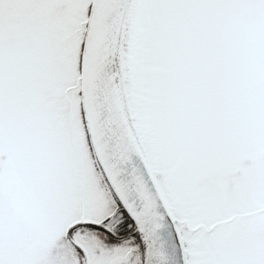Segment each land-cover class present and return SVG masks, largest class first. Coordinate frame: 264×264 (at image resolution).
<instances>
[{
	"label": "snow or ice",
	"instance_id": "obj_1",
	"mask_svg": "<svg viewBox=\"0 0 264 264\" xmlns=\"http://www.w3.org/2000/svg\"><path fill=\"white\" fill-rule=\"evenodd\" d=\"M0 264H264V0H0Z\"/></svg>",
	"mask_w": 264,
	"mask_h": 264
}]
</instances>
